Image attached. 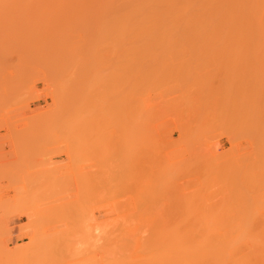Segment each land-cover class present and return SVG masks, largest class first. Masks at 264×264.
<instances>
[{
  "label": "rangeland",
  "instance_id": "obj_1",
  "mask_svg": "<svg viewBox=\"0 0 264 264\" xmlns=\"http://www.w3.org/2000/svg\"><path fill=\"white\" fill-rule=\"evenodd\" d=\"M61 1L60 0H56V1L55 0L54 1L53 0L52 1L51 0L50 1L49 0H10V1L0 0V264H105V263L111 264L110 262L113 261H115L113 262V264H115L116 261L118 262V264H124L128 262L129 259L131 262L129 261L128 264L129 263L141 264L139 262L134 261V259H132L131 257H127L128 256L127 254L118 253L117 256L114 246L115 243L112 244V241L114 242V240L116 239V238L113 239L112 237L118 236L119 238H122L123 236L125 237L127 235L125 233L127 232L126 229H124L125 230L124 232L122 229L126 225L125 223H127L128 221V220L125 221L127 219L126 215L127 217L128 215L129 216L131 215L132 218V221H130L131 219L129 217L130 222L128 221L127 224H130L131 222L135 224H141V223L144 224V222L145 224H148V222L149 224L150 223L156 224L157 222L155 221L159 219L158 216L163 218L167 212H168L166 214L167 216L170 215V213L172 212L171 214L173 217H171L170 215L169 220L175 218L176 213L178 216L187 213L184 215L187 216L190 215L188 218H190L193 214L191 218L194 217L196 220V213L197 214L200 213V210L198 211V209L196 208H201L200 214L210 212L211 211L210 209H212L211 212H213L217 209L233 208V212L236 211L235 217L237 215V210L238 211H240V209L246 210L248 208L254 209L255 207L259 208L260 206L259 204L263 203L264 201V194H263L264 175L262 174L264 169L257 170L258 172L250 171L251 168L252 170L256 169L255 168L256 166L252 164L255 155L253 156V158H250L248 155H251L252 153L254 154V152H259L261 150L260 146L261 148L262 146L264 147V141L262 140V137L264 139V135H262L264 134V129H259L257 126V124L260 121H262V119L264 121V116L262 115L261 117L260 115L261 114L260 109H262V111L264 112V57L263 56L257 57V55L255 54L256 52H262V51L257 49L255 50L244 49L245 50L244 51L239 48H236L237 50L235 48H221V49L191 48V50H189L190 48H177V47L174 49L164 48V47H153L151 49L142 48L144 51H142V49L140 48L138 49L135 48V51L132 50L133 48H131L130 50L129 48H123V49L117 48L118 50H116V48L114 49L115 45L112 44L114 40H111L113 38L112 29L108 27L111 26V18L108 17L105 19V17H103L101 21L105 20L106 22L105 21L103 22L106 23L107 25L99 24L101 22L99 21L100 19L98 20V22H96L97 18L93 16L94 14L92 13V10L93 9L95 10L94 7L96 5L91 10L92 5H90L89 3L88 6L90 5V7H88L85 6L87 2L84 3L85 7L84 6L81 7L85 12L82 13L81 10L82 14H80L79 11L76 10L77 11L76 12L74 8H76L78 4L79 5L83 4L82 3L83 0L81 2L80 0L79 1L61 0ZM94 3L97 4L98 7V2L96 3L95 1ZM74 4L76 6H74ZM103 6L104 5H102V7ZM86 7L90 11V13H92V16L87 17L89 14L86 15V10H85L87 9ZM100 9L101 6L99 4V10ZM89 11H87V13H89ZM102 11L103 9H101V12ZM98 12H96V14ZM101 12H99V15ZM80 15L83 16L81 17ZM99 17L100 16H98V18ZM101 18H102V14H101ZM11 21L15 23L16 26L13 23L11 24L10 23ZM8 22L12 27L8 24ZM95 22L96 24L98 23V25L102 27L101 28V30L103 29L102 32L106 29L107 30L109 29L110 32L106 31V33L109 32L108 33L109 35L108 34L106 35L112 38L110 39L104 33L102 35L100 27L97 28L98 25H96ZM109 23L110 25H108ZM7 24L8 26H10L9 28H7ZM104 25H106L108 28L106 27H105L106 29L103 28ZM102 37H104L105 39H103ZM109 39L111 41H109ZM108 42H110V44H108ZM105 46L108 49L105 48ZM110 49L111 51H108ZM113 50L117 52H114ZM123 50L125 53L123 52ZM140 50L142 53L139 52ZM146 50H148L149 53ZM103 51L105 52V55ZM127 51H128V55H127ZM110 52H114V54L112 55ZM171 52L173 53L176 52V53H174L173 55ZM224 52L226 55L223 54ZM107 53L109 54L106 55ZM129 53L131 54L129 55ZM148 54H150L151 56ZM193 54H195V56ZM254 54L256 55V57ZM81 55H83V57L85 58V59L83 58L84 61H86L85 64L84 61L82 62V64H80V61H82V59L80 60ZM116 55H117V59L114 58L116 57ZM157 56H159L160 58ZM127 58L130 59L128 60ZM114 60H117V64L114 63L116 62ZM122 61L124 63H122ZM128 61H130L131 64H128L130 63ZM132 61H134L135 64ZM111 63L112 64L114 63L116 66L119 65L117 67V70H116V66L114 64L112 66ZM120 64L121 65L124 64L123 65L125 66L124 69ZM78 66L85 67L86 69L84 68L85 70H81L83 68L81 67L78 68ZM74 69H75L74 73L77 74L79 73V75H81L80 73L81 71L82 73L84 71L85 74L81 75L84 79V82L83 81L81 82V80H83L82 77L78 79L79 75H76L77 76L76 79H78L76 80V82L77 81L79 82L74 83L75 81L74 80L72 81V79H74V77L76 76H73V78H71L70 80V77H72ZM77 69H79V71ZM119 69L120 70L122 69L125 72H123L122 70L119 71ZM115 70L117 72H115ZM113 71L115 72V74ZM139 71L140 72L143 71V72L140 74ZM194 71H196L195 75L193 73ZM199 72L201 73L200 76L198 75L200 74ZM121 73L124 75H120ZM130 73H133L136 79V80L134 79V84H133L134 86L132 87L133 97L131 96L132 92L130 85L126 87L130 79L129 80L127 79V83L124 82L126 85L121 82L123 79L121 81L119 80L121 76H122L121 78H125L126 80V78H129L128 75L130 76ZM108 76H113V77L109 79ZM187 77L189 80L188 79L185 80ZM119 81L122 84H120ZM138 81L139 82L142 81V82L139 84ZM72 83L74 84L73 88L74 87L77 88L78 85L80 86V83H83V85H81L80 88L78 86V89H76L77 92H74L75 88L74 91H72L73 88H71ZM182 84L183 85L185 84L184 88ZM122 85H124L126 88ZM116 86L119 88H117ZM110 87L112 89H110ZM124 88L126 90H124ZM179 88L181 91L179 90ZM129 89L131 92V93L129 92L130 96L128 95L127 92V90L129 91ZM137 89L140 90L138 91ZM110 91L113 92L112 93L113 95L115 94L114 97L113 95H111ZM115 91L116 92L119 91V92L115 93ZM124 91H126L127 93H124ZM68 92H70L69 93L70 95L68 94ZM84 92L85 94L87 93L88 94L84 95ZM75 93L76 95L78 94V96L74 95ZM179 93L181 97L179 96ZM120 94L122 96L127 94L128 98L127 96H125V98H122V96L120 97ZM73 95L75 98L78 99L72 100V98L71 99L69 98L70 96L73 97ZM184 95L186 96L185 98ZM80 96H81V101H80ZM84 97L86 98L85 101H84L85 99ZM118 97L120 98L117 99L119 102L116 101V99H113ZM135 97L136 98L139 97L140 101L138 98L136 99ZM74 100L75 101L78 100L77 103L79 105L75 104ZM104 100H106L107 103L106 101L104 102ZM113 100L117 102L116 105H114L115 102H113ZM132 100L135 102L133 103ZM124 101L126 102L125 106L122 105L124 104ZM183 101L186 103H184ZM194 101L195 102L199 101V103L198 102L195 103ZM140 102L143 106L141 104L139 105ZM191 102L192 104H189ZM131 103L133 104L134 108ZM225 103H227L228 105ZM196 104L198 106H195ZM199 104H201L202 106ZM108 105L111 107H109ZM118 105L120 106L119 107L120 109H118ZM191 106H193L192 107L193 109L201 107L200 110L199 109L197 110V112H199L201 115L196 112V114L199 116V120L197 115H194V113H192L191 110L193 109L191 108ZM213 106L216 107L214 108L216 111L211 110L213 109L212 108ZM122 107L123 110H121ZM105 108L106 109L111 108V109H108L109 110L108 112V110H105ZM222 108L223 109L227 108V109L223 110ZM83 109L84 110L86 109L85 113H88L87 112L88 109L89 112H91L90 111L91 109H96L93 110L95 113L94 118H93V114L91 115V113H88L87 115L83 114L85 115L84 117H88L82 119L83 123L85 121L87 122L84 123L85 125L83 123L81 125L80 122L82 118L81 115L82 113H84ZM136 109L138 110V112ZM201 109L203 110V112L201 111ZM217 109L218 110L221 109L220 112ZM210 110L214 112L215 119L212 115L213 112H211ZM249 110L250 113L248 112ZM139 112H141L140 118L142 117V119L140 118L137 119V116H139ZM216 112L218 114H215ZM245 112L246 114L244 115L243 113ZM112 114L113 115L116 114L114 115L115 117ZM206 114L210 115V117H206ZM111 115L113 116V119L111 118L112 117ZM127 115L129 116L127 117ZM218 115L219 117H217ZM237 115H239L240 118ZM243 115L245 120L249 118V116L250 118L252 116V119L250 118L248 119L250 122L244 121ZM246 115H248L247 118ZM90 116L93 119H91ZM222 116L224 117V119ZM134 117L136 119H134ZM228 117L231 122L229 121ZM194 118L195 120L193 121ZM206 118L208 119L211 118L212 120L210 119L211 121H208L207 119L206 121ZM128 119L131 121V123ZM236 119H237V123H236ZM213 120L216 121L214 122ZM136 121L138 122L135 123ZM195 121H197V123ZM112 122L116 123V125ZM246 122L247 123L249 122L248 123L249 125H247ZM105 124L108 125L110 128ZM131 124L133 126H131ZM89 126L91 127L89 128ZM134 126H136L135 129L133 128ZM108 128L112 130L109 131ZM139 128H142V130ZM258 129L261 130L262 132L259 131L260 132L259 133ZM113 130H114V134L119 131V133L116 134L117 135L120 134L121 140L119 136H117L116 134L115 135L117 138L119 137V139H117V142L123 148H121L118 145V143L115 141L116 137L114 138L115 135L113 136L112 134ZM132 130H135L133 131V134H135V136L137 137L133 138L132 133H128L129 135H126L127 132L129 131L131 132ZM183 131L184 132L186 131V133H184ZM96 133H98L97 134L98 138L96 136ZM110 134H112V136ZM137 134H139L140 136L142 134V136L139 137ZM254 134L256 135L255 138H254ZM260 134L262 135V137L260 136ZM83 137L89 139L90 142V143L87 142L88 143L87 150H86V146H84V144H86L85 141H87V139L84 141L85 138ZM101 137H103V140L101 139ZM111 137L113 139H111ZM129 137L130 139L133 138V140H135V141L132 140L133 141L132 145L133 148H135V151L131 149L132 148L131 140L129 139ZM93 138L94 141L92 140ZM110 141L111 143H114L113 147ZM125 141H130L128 142L130 144L129 153L133 151L132 152L133 155L132 154L129 155L128 153L129 149L127 147H124V146H129V144L126 143ZM252 141L254 143H252ZM83 142L84 144L82 145ZM104 142L107 143V146L106 143L104 145ZM108 142L110 145H108ZM138 144L141 146V148L142 147L144 148V149L142 148V150H144L143 157L139 153L138 149L141 148ZM115 145H118L117 149ZM137 146H139V148ZM118 148H120L119 152H121V154H119ZM112 149L113 150L116 149V151H113ZM103 150L104 151L106 150L105 151L106 154L103 152ZM125 150H127V152H125ZM232 150H235V153ZM126 153L128 154L126 155ZM218 153H221V156H223V158L225 157L224 163L221 162L222 159L220 154L218 155ZM224 153L225 154L227 153L228 156L227 155L224 156L225 155ZM243 153H245V157L247 159L249 158L253 159L252 163H250L251 161L250 162L248 161L250 163L248 164L249 167L248 165H246V167L248 168L251 167L249 169V173L252 174L250 175L247 172L248 171L247 168L245 172L246 174L249 175L246 177L245 174V179L243 176L244 180L242 178H238L239 177L238 176L234 181V178H232L233 176L231 177L230 175V171L234 170L233 168H235L238 162L237 159L241 156L240 154ZM110 154L118 155V157L117 156L113 157ZM123 154L125 156H123ZM119 156H121V158ZM122 156L124 158H122ZM136 156L138 158L139 156H141L142 159L146 156L143 159L144 161L140 157V161L142 160V162L143 163L145 162V164L143 165V163L138 162V160L134 158ZM105 157L108 158V160L105 159L107 161L104 160ZM217 157H219V159ZM232 157L234 158L238 157V158L234 160ZM227 159L232 161L229 162ZM244 160L246 161V159ZM112 161H114L115 163ZM136 161L140 164L136 165L137 164ZM147 161L149 162L151 161L152 163H154V165L156 164L154 166V169L159 168L158 171L156 170L157 173H155V174L160 173V176L157 175L159 176L158 179L157 177L156 179H154L155 178L154 176L156 175H154L153 173L149 174L150 173L149 170L152 169L151 170L152 172L153 167L149 168V166H151L152 163H146ZM99 162L102 163L106 162L107 164L109 163L108 165L109 167H107V164L104 163L101 164L104 167H101ZM111 162L114 167L111 166ZM119 162L121 163V165ZM226 162L227 164H225ZM134 163L136 164L134 165ZM222 163L224 165H222ZM245 163H242V165ZM146 164L147 165L149 164V166H147ZM160 164L161 166L162 165L163 166L161 167ZM205 164H207V167L206 166L204 167ZM215 164L218 165L216 166ZM118 165L120 166V168ZM141 165H143L142 167L145 168L143 169ZM238 165L236 166V169ZM99 166L101 170L105 169V173L107 170V173L105 174L104 171H101ZM208 166L211 167L210 171L207 170L209 169ZM124 168H127L128 170L126 171V169ZM202 169H203V175L201 174ZM226 169L227 171H225ZM111 171H113V173ZM118 171L121 172L119 173L120 175H118L117 173ZM131 171L133 172L136 171V173H139V177L137 176L138 174L135 175L136 173L133 174ZM205 171L206 172L208 171V173H206ZM237 171L238 174H240L241 170L239 171L238 169ZM237 171L234 170V173L235 172L237 173ZM128 173L133 174V176L129 175ZM211 173L215 175H212ZM112 174L114 176L116 175L115 179L118 177L117 180L114 179ZM125 174L128 175L125 176ZM255 174L258 176L257 177L258 179L255 178L256 177ZM144 175H146L147 177L150 176L148 177L149 180L150 178L154 177L153 180L151 179V186L149 185L150 181ZM199 176L201 178L203 177V180L206 183L207 182L212 183L210 184V186L211 185L214 186L212 188L208 187L207 185L209 184H206ZM85 177L86 180L89 181L90 186L89 185L88 186L90 188L87 186L88 183L85 180ZM98 177L99 179L104 177L103 180L106 178V181L108 177V179L110 178L111 181L112 180L114 181L111 182L110 180H108L111 182V185H109L107 182L108 184L107 187L105 180L102 183V179L99 180ZM111 177H113V179H111ZM131 177L133 181L135 179V182H131L132 181ZM144 177H146V179ZM210 177L213 179H211ZM126 178L130 179V184L132 183V185H129V180H127ZM119 179L121 181H118ZM141 179L148 180L149 182L148 181L146 182L144 180V182L146 183L143 184L147 185V183H149L148 185L151 189L152 187L153 188L156 187L155 191L154 189L151 191V189L149 188L146 189V187H143L144 185L142 186L143 181ZM205 179H207V181ZM139 180L140 183L138 182ZM212 180L215 183H213ZM220 180L221 181L225 180V184L224 182H222L223 184H221ZM124 181L127 183H125ZM155 181L158 183H155ZM245 181L246 183H248V185L245 183ZM97 182L98 185L100 182L101 184L100 187L97 185ZM114 182L117 184H115ZM152 182L154 186H152ZM217 182L218 185L220 182L221 188L219 189ZM84 183L86 184V187ZM138 183L140 184V188H137L139 186ZM243 183L248 187L245 188V185ZM258 183L259 186L257 185ZM103 184L106 186H104ZM127 184L129 186H132V188L128 187ZM134 184L136 185V187L134 186ZM201 184L202 186L205 185L211 189V190L208 189L211 194V195L209 194V199L208 196H205L208 195L207 194L208 192H205L206 187H203L204 188L203 190L199 188L204 193L201 191L198 192L199 189L195 188L197 187V185L201 187ZM96 185L99 188H97ZM102 185L104 186V189ZM254 185L256 186V188H254L255 187ZM121 186H123V188L125 189L126 187L131 189V192L130 189L129 191L127 190L128 188L126 189L125 195L122 196L123 199L126 196L127 191L129 193L127 194L126 197L128 198V195L129 197L130 195L132 197L131 199L132 201L129 200L130 198L127 199L125 197L124 200L122 199L123 200L122 202L125 203L127 199V201L129 200L133 202V204L131 202L129 203L134 205V208H131L133 206L130 205L128 202H126L129 206L127 205L126 208H122L121 210V208L119 209L120 206L119 200H121L122 197L120 198L118 197L117 200L115 198L114 200L112 199V197L117 196L119 191H122ZM187 186H189V188ZM94 187L97 188V190ZM215 187H217V189L220 192ZM242 187H244L245 189ZM249 187H251L252 190L249 189ZM257 187H258V191H257ZM259 187L263 189L261 190ZM119 188L121 190H119ZM135 188L140 189V190L136 189V192L142 191L140 193H143L144 191V193H146V197L144 193L142 194L145 197V200L147 196L148 197L150 196L151 199L149 198V200H147L148 202L144 203L143 202L144 197L138 193L137 195L138 196L140 195V197L136 198L137 195L135 194L136 193ZM213 188H215V190ZM253 188L256 189V192ZM125 189H123V191ZM239 189H241V191ZM89 190L91 191L93 190V191L91 192ZM102 190L106 194L103 193ZM115 190H117L116 192L117 194L115 193ZM132 190H134V192H132ZM147 190L150 191L148 192ZM221 190H223V192ZM183 191L184 194L186 195L182 199ZM242 191L245 193V195H248V197L243 195L244 193ZM107 192H109L111 195L110 194L108 195ZM187 192L189 193V195ZM246 192H248V194ZM252 192L255 193L253 194ZM258 192L260 193L258 194ZM113 193H115L116 196ZM97 194L100 195L98 196ZM122 194L123 193L119 194V196H121ZM178 194L179 195L182 194V196L180 195V199H177ZM213 194L219 196V198H222V200L218 199V197L214 198V196H213L214 199L213 200L211 198ZM227 194H229V196H227ZM106 195H108V197L105 198V200L110 198L108 199V201L104 200V197ZM157 195L158 197L156 198ZM223 195L224 196L226 195L225 198H223L224 197ZM188 197L191 198L189 199ZM254 197L256 198V201L258 200L257 201L258 204L257 203L255 204L256 201H254L255 200ZM153 198L155 200L157 199L156 202L154 201ZM199 198L201 199L199 200ZM241 198L243 203L245 201V205H246L245 207L244 205H241L242 203H239ZM243 198L246 200L248 199L247 202L246 200H243ZM100 199L101 200L103 199V201H100ZM111 199L114 201V203L112 202ZM136 199L139 201L137 202ZM152 199L153 201H151ZM196 199L198 200V203H200L203 200L199 206L196 205L198 203L194 204L197 201ZM164 200L167 202L165 203L166 205L164 204L165 202ZM180 200L182 202H179ZM183 200L184 203H186V205L183 203ZM157 201L158 202L164 201V202L163 203L159 202L158 205ZM187 201L191 204H189ZM260 201L262 202L260 203ZM142 202L144 204H141ZM225 202L228 204V206ZM107 203L108 205L110 203V206L107 207ZM116 203L119 204L115 206ZM135 203H139L140 206H142V208H144V206L153 208L152 210L150 209L151 210L150 215L149 213L148 214L146 213V209H148L147 207H145V210H142V208H140V206ZM169 203H171V205L176 208L173 209L174 207L170 206ZM167 204L170 207H168ZM214 204L215 205L220 204V205H216L215 207ZM263 204L260 207L264 208ZM121 205L123 204L121 203ZM161 205L162 207L163 205H165L168 208L163 207L164 209H162ZM182 205L184 207H180ZM117 206L118 209H115L117 208ZM177 206L180 208H178ZM192 206L193 207L195 206L196 208L195 207L193 208ZM240 206H243V209ZM123 207L125 206L123 205ZM138 207L141 210H139ZM112 208L115 211L113 212L112 210V213H110ZM154 208L156 209V211H154L155 210ZM166 208H167V212H166ZM234 208L236 209L234 210ZM258 208L254 209L255 211L257 209L258 211V213L256 211L257 215L256 214L254 215L256 216L254 220L262 221V219L264 218L263 216L264 212H262L261 210H263V208H260L261 210ZM137 209L139 212L140 211L142 212L138 214L139 218H136L137 216L135 217V214H137L135 213ZM188 209L191 210L188 211ZM116 210H119V212ZM181 210H183L184 212H181ZM144 211L146 214L143 213ZM157 211L159 212L157 213ZM161 211H164L162 212L164 215L161 213ZM191 211H193V213ZM118 214L125 215V217L124 215L123 217L121 215V218L119 216V218L123 221L119 220V218L117 217ZM112 216L116 221L114 220H113L114 222L111 221V219H113L111 218ZM144 216L148 217L146 218V221L144 220L145 219ZM149 216H151V218ZM178 216L176 217L177 219L175 218L176 221H174V219L171 221L163 219V221L165 220L167 221V223L177 222V220L181 218V217L178 218ZM141 217H143V219ZM109 218L111 219L109 220ZM149 218L153 219L154 222L153 221L147 222ZM162 218H160L161 221ZM139 220L140 221L144 220V222L137 223V221ZM112 222L113 224H111ZM159 222L160 220L158 221L157 224H159ZM104 224H105L104 227L105 229L102 231L101 228H103ZM109 224L113 228L116 227V230L113 229L111 226L109 227ZM106 225L107 227H109V229L106 227ZM128 226L125 227L128 229ZM105 230L107 233L105 232ZM121 233H125V234L123 235ZM105 240L106 241L108 240L107 243L110 241V243H108L109 245L106 243ZM103 245L105 246V249H103L104 248ZM106 248L109 249V251L107 250L108 253L105 252ZM105 254L108 255L104 257ZM109 254H113V255L109 256ZM125 259H127V261Z\"/></svg>",
  "mask_w": 264,
  "mask_h": 264
},
{
  "label": "bare ground",
  "instance_id": "obj_2",
  "mask_svg": "<svg viewBox=\"0 0 264 264\" xmlns=\"http://www.w3.org/2000/svg\"><path fill=\"white\" fill-rule=\"evenodd\" d=\"M10 1V0H9ZM50 1V0H49ZM52 1V0H51ZM54 1V0H53ZM56 1V0H55ZM61 1V0H60ZM76 1V0H75ZM79 1V0H78ZM82 0H80V2H81ZM96 1V3L98 2V7H97V4H95L94 2ZM102 2V3H100V2ZM37 2V1H36ZM48 2V1H47ZM62 2V1H61ZM67 2H69V1H67ZM87 2V3H86ZM91 2H92V4H91ZM63 3V2H62ZM70 3H72V2H70ZM76 3V2H75ZM82 3L83 4H81V5H79L78 4V2H77V4H78V6L76 7V8H74L75 9V11L77 10V11H79V13L80 14H82V13H84L85 11H83V6H84V3H86V5L85 6H88V4L90 3V5H92L91 6V10L93 9V7L95 8V10L93 11L92 10V13L94 14L93 16H95L97 19V21L96 22H98V20L99 21H101V19H103V17H105V19L106 18H111V26H108V27H110L111 29H112V35H113V38L112 37H109V36H107L106 34H108L110 31H109V29L107 30L106 28H108L106 25V23H104L103 21H105V20H103V21H101V22H103V23H99V24H106V25H104V27L103 28H105L106 30H104L103 32H102V30H101V26H99L98 25V23L96 24V22H95V24L96 25H98L97 26V28L98 27H100V30H101V32H102V35H103V33L107 36V37H109L111 40H114L113 41V45H115V47H114V49L116 48V50H118L117 48H129V50L131 49V48H133L132 50L133 51H135V48H140V49H142V48H153V47H164V48H190L189 50H191V48H193V49H196V48H239V49H242V50H244V49H257V50H260V51H262V52H256L255 54L257 55V57H260V56H263L264 57V0H83L82 1ZM103 3H105V4H103ZM49 4V3H48ZM52 4V3H51ZM68 4V3H67ZM94 4V5H93ZM99 4H100V6H101V9H103V11L101 12V9L99 10ZM5 5V4H4ZM9 5V4H8ZM32 5V4H31ZM38 5H40V4H38ZM58 5V4H57ZM90 5L88 6V7H90ZM102 5H104L103 7H102ZM36 6H37V4H36ZM35 6V7H36ZM48 6V5H47ZM62 6V5H61ZM72 6V5H71ZM70 6V7H71ZM74 6H76L75 4H74ZM82 6V7H81ZM84 6V7H85ZM4 7V6H3ZM2 7V8H3ZM44 7H45V5H44ZM63 7V6H62ZM81 7V8H80ZM96 7H97V9H96ZM54 8V7H53ZM77 8H79V9H77ZM87 8V7H86ZM21 9V8H20ZM38 9V8H37ZM49 9V8H48ZM50 9H51V6H50ZM64 9H65V7H64ZM71 9V8H70ZM90 9V8H89ZM8 10H10V9H8ZM44 10V9H43ZM62 10V9H61ZM81 10H82V13H81ZM86 10V15H88L87 17H90V16H92V13H90V11L88 10V8L87 9H85ZM98 10H99V12H101L100 13V15H99V12H98ZM32 11V10H31ZM65 11V10H64ZM76 11V12H77ZM87 11H89V13H87ZM96 12H98L97 14H96ZM67 13V12H66ZM70 13H71V11H70ZM75 13V12H74ZM9 14V13H8ZM34 14V13H33ZM49 14V13H48ZM76 14V13H75ZM74 14V15H75ZM101 14H102V18H101ZM10 15V14H9ZM62 15V14H61ZM72 15V14H71ZM85 15V16H86ZM104 15V16H103ZM107 17H106V16ZM11 16V15H10ZM81 16V15H80ZM83 16V15H82ZM81 16V17H82ZM98 16H100L99 18H98ZM10 20V19H9ZM107 20H109V19H107ZM16 21V20H15ZM106 22V21H105ZM11 24L13 23L12 21L10 22ZM8 24H9V22H8ZM8 24H7V28H9L10 26H8ZM13 24H15V23H13ZM108 25H110V23L108 24ZM15 26H16V24H15ZM18 26V25H17ZM12 27V26H11ZM19 27V26H18ZM106 31H109L108 33H106ZM109 35V34H108ZM110 36H111V33H110ZM105 37V36H104ZM104 37H102L103 39H105ZM102 39V40H103ZM109 39V41H111ZM101 40V41H102ZM104 41V40H103ZM105 41H107V40H105ZM108 44H110V42H108ZM107 47H108V45H107ZM106 46H105V48H107ZM111 47V46H110ZM112 48H113V46H112ZM108 49V48H107ZM172 49V50H173ZM126 50V49H125ZM163 50H165V49H163ZM166 50H168V49H166ZM179 50V49H178ZM182 50H184V49H182ZM204 50V49H203ZM237 50V49H236ZM108 51H111V49L110 50H108ZM114 52H117V51H115V50H113ZM120 51V50H119ZM142 51H144L143 49H142ZM147 52H148V50H146ZM245 51V50H244ZM104 52V51H103ZM114 52H110L112 55L114 54ZM121 52V51H120ZM123 52H124V50H123ZM130 52V51H129ZM132 52V51H131ZM137 52H138V50H137ZM139 52H141V50L139 51ZM191 52V51H190ZM189 52V53H190ZM125 53V52H124ZM142 53V52H141ZM149 53V52H148ZM158 53V52H157ZM161 53V52H160ZM163 53H164V51H163ZM162 53V54H163ZM173 55H174V53H176V52H171ZM180 53V52H179ZM185 53H187V52H185ZM193 53V52H192ZM197 53V52H196ZM195 53V54H196ZM200 53V52H199ZM204 53V52H203ZM232 53V52H231ZM238 53V52H237ZM249 53V52H248ZM248 53H246V54H248ZM109 53H107L106 55H108ZM116 54V53H115ZM131 53H129V55H130ZM195 54H193L194 56H195ZM213 54V53H212ZM223 54H225V52L223 53ZM235 54V53H234ZM234 54H232V55H234ZM254 54V55H255ZM104 55H105V52H104ZM119 55V54H118ZM122 55V54H121ZM127 55H128V51H127ZM140 55H142V54H140ZM148 55H150V54H148ZM157 55V54H156ZM160 55V54H159ZM172 55V56H173ZM183 55H184V52H183ZM187 55V54H186ZM197 55V54H196ZM203 55V54H202ZM226 55V54H225ZM229 55H230V53H229ZM251 55H252V53H251ZM256 55H255V57H256ZM131 56H133V55H131ZM134 56H135V54H134ZM144 56V55H143ZM147 56V55H146ZM151 56V55H150ZM155 56V55H154ZM176 56V55H175ZM178 56V55H177ZM182 56V55H181ZM192 56V55H191ZM241 56H242V53H241ZM244 56V55H243ZM141 57V56H140ZM145 57V56H144ZM157 57H159V56H157ZM163 57H164V55H163ZM174 57V56H173ZM84 57H83V55H81L80 56V60L82 59V61H80V64H82V62L84 61V59H83ZM110 58V57H109ZM108 58V59H109ZM115 59H117V55H116V57H114ZM135 58V57H134ZM160 58V57H159ZM111 59V58H110ZM128 59V58H127ZM130 59V58H129ZM128 59V60H129ZM139 59V58H138ZM142 59V58H141ZM105 60H107V59H105ZM118 60H119V58H118ZM132 60V59H131ZM111 61V60H110ZM114 61H116V62H114ZM113 62L115 63V64H117V60H114ZM136 61H137V59H136ZM143 61V60H142ZM85 62L86 61H84V64H85ZM112 62V61H111ZM128 62H130V61H128ZM133 63H134V61H132ZM78 63V62H77ZM110 63V62H109ZM113 63V64H114ZM118 63H121V62H118ZM122 63H124L123 61H122ZM127 63V62H126ZM139 63H140V61H139ZM112 64V63H111ZM113 64H112V66H113ZM114 64V65H115ZM128 64H131V62L130 63H128ZM135 64V63H134ZM137 64V63H136ZM143 64V63H142ZM108 65V64H107ZM121 65V64H120ZM124 65V64H123ZM123 65H121L122 67H123V69H124V67L125 66H123ZM139 65V64H138ZM84 66V65H83ZM109 66V65H108ZM107 66V67H108ZM111 66V67H112ZM116 66V65H115ZM119 65H117L116 66V70H117V67H118ZM79 67H81V68H83V69H81V70H85L86 68L85 67H82V66H78V68ZM77 68V67H76ZM85 68V69H84ZM138 69H139V67H138ZM78 71H79V69H77ZM115 70V72H117ZM122 70V69H121ZM120 69H119V71H121ZM142 70V69H141ZM111 71V70H110ZM123 72H125L124 70H122ZM127 71V70H126ZM130 71V70H129ZM75 72V69H74V71H73V74H75V75H73L72 74V77H70V80H71V78H73V76H76V75H79V73L77 74V73H74ZM77 72V71H76ZM114 72V71H113ZM115 72H114V74H115ZM143 72V71H142ZM142 72H140L139 71V73L141 74ZM195 72L196 71H194L193 73H194V75H195ZM81 73V75L82 74H85L84 73V71H83V73H82V71L80 72ZM145 73H146V71H145ZM200 73V72H199ZM126 74H127V72H126ZM125 74V75H126ZM197 74V73H196ZM81 75H79L78 76V79H80V77H82ZM111 75H112V73H111ZM120 75H124V74H120ZM147 75V74H146ZM199 76L201 75V73L200 74H198ZM114 76V75H113ZM113 76H108V78L110 79L111 77H113ZM127 76V75H126ZM122 77V76H121ZM119 78V80L121 81L122 79L124 80H122L121 82L122 83H124V82H126L127 83V79L129 80L130 79V81H129V83H128V85L126 86V87H128L129 85H130V88H131V92L133 91L132 90V87L134 86L133 84H134V79H135V75L133 74V73H130V76L128 75V77L129 78H126V80H125V78ZM141 77H142V75H141ZM195 77V76H194ZM77 78V76L76 77H74V79H72V81L74 80L75 82L74 83H77V82H79V81H77L76 82V80H78V79H76ZM115 78H116V75H115ZM114 78V79H115ZM140 78V77H139ZM143 78H144V75H143ZM147 78V77H146ZM182 78V77H181ZM82 79H83V77H82ZM188 79V77L185 79V80H187ZM117 80V79H116ZM136 80V79H135ZM137 80H138V78H137ZM141 80H144V79H141ZM189 80V79H188ZM196 80V79H195ZM84 82V79L83 80H81V82ZM110 81V80H109ZM112 81V80H111ZM114 81V80H113ZM119 81V82H120ZM106 82V81H105ZM115 82V81H114ZM116 82H118V81H116ZM120 82V84H122ZM139 82V81H138ZM142 82V81H141ZM141 82H139V84L141 83ZM186 83V82H185ZM79 84V83H78ZM78 84H75V85H78ZM125 84V83H124ZM138 84V83H137ZM145 84V83H144ZM187 84V83H186ZM81 85H83V83H80V86ZM106 85H108V84H106ZM112 85V84H111ZM126 85V84H125ZM142 85V84H141ZM185 85V84H184ZM183 84H182V86H183V88L185 87ZM73 86H74V84L72 83V86H71V88H73ZM79 86V85H78ZM78 86H77V88H75V91H74V88H73V90L72 91H74V92H77L76 91V89H78ZM80 86H79V88H80ZM118 86V85H117ZM116 86V87H117ZM121 86V85H120ZM122 86H124V85H122ZM139 86V85H138ZM180 86V85H179ZM125 87V86H124ZM125 87V88H126ZM141 87V86H140ZM181 87V86H180ZM70 88V89H71ZM117 88H119V87H117ZM123 88V87H122ZM124 88V90H126ZM136 88H137V86H136ZM70 89H69V91H70ZM83 89V88H82ZM110 89H112L111 87H110ZM116 89V88H115ZM109 90V89H108ZM122 90V89H121ZM138 90V89H137ZM140 90V89H139ZM138 90V91H139ZM179 90H180V88H179ZM82 91V90H81ZM86 91V90H85ZM107 91V90H106ZM114 91V90H113ZM119 91H120V89H119ZM119 91H117V92H119ZM123 91V90H122ZM181 91V90H180ZM111 92V95H113L112 93V91H110ZM116 91H115V93H117ZM127 92H128V95H129V92H130V89H129V91L127 90ZM126 91H124V93H127ZM130 92V93H131ZM189 92V91H188ZM187 92V93H188ZM70 92H68V94H69ZM73 93V92H72ZM71 93V94H72ZM78 93H79V91H78ZM123 93V92H122ZM121 93V94H122ZM88 94V93H87ZM87 94H85V92H84V95H87ZM120 94V97L122 96ZM132 94H133V92L131 93V96H132ZM138 94H139V92H138ZM70 95V94H69ZM74 95H76V93L74 94ZM74 95H73V97H74ZM82 95V94H81ZM90 95V94H89ZM105 95V94H104ZM108 95H110V94H108ZM76 96H78V94L76 95ZM115 96V94L113 95V97ZM125 96H127V94H125L124 96H122V98H125ZM130 96V95H129ZM136 96V95H135ZM179 96H180V93H179ZM69 97V96H68ZM72 96H70L69 98L71 99L72 98V100L73 99H78V98H73ZM108 97V96H107ZM106 97V98H107ZM133 97V96H132ZM140 97V96H139ZM139 97H137L138 99H139V101H140V98ZM181 97V96H180ZM186 96L184 95V98H185ZM187 97H188V95H187ZM85 98V97H84ZM91 98V97H90ZM121 98V99H122ZM127 98H128V96H127ZM136 98V97H135ZM136 98V99H137ZM183 98V99H184ZM263 98V97H262ZM261 98V99H262ZM98 99H101V98H98ZM113 99H116V101H118L117 99H120L119 97L118 98H113ZM131 99H133V98H131ZM131 99H130V101H131ZM135 99V100H136ZM187 99V98H186ZM83 100V99H82ZM86 100V98L84 99V101ZM109 100V99H108ZM123 100V99H122ZM185 100V99H184ZM189 100V99H188ZM75 101V100H74ZM77 101L78 100H76L75 101V104H78L77 103ZM80 101H81V96H80ZM83 101V102H84ZM89 101V100H88ZM103 101V100H102ZM106 100H104V102H105ZM116 101H114L113 100V102H115L114 103V105H116L117 104V102ZM127 101V100H126ZM138 101V100H137ZM181 101H182V98H181ZM186 101V100H185ZM262 101V100H261ZM82 102V103H83ZM95 102H96V100H95ZM119 102V101H118ZM132 102L134 103L135 101H133L132 100ZM142 102H144V101H142ZM184 102V101H183ZM195 102V101H194ZM199 103V101H196L195 103ZM74 103V102H73ZM81 103V102H80ZM85 103V102H84ZM83 103V104H84ZM106 103H107V101H106ZM125 101H124V104H122V105H124L125 106ZM130 103V102H129ZM182 103V102H181ZM184 103H186V102H184ZM183 103V104H184ZM224 103V102H223ZM97 104V103H96ZM101 104V103H100ZM132 104V103H131ZM131 104H129V105H131ZM137 104V103H136ZM141 104V102L139 103V105ZM189 104H192V102L191 103H189ZM221 104V103H220ZM225 104H227V103H225ZM72 105H74V104H72ZM79 105V104H78ZM85 105V104H84ZM94 105V104H93ZM104 105V104H103ZM103 105H102V107H103ZM121 105V104H120ZM121 105V106H122ZM127 105V104H126ZM128 105V106H129ZM138 105V106H139ZM142 105V104H141ZM182 105V104H181ZM199 105H201V104H199ZM228 105V104H227ZM109 106V105H108ZM132 106H133V104H132ZM132 106H130V107H132ZM137 106V105H136ZM143 106V105H142ZM145 106V105H144ZM194 106V105H193ZM193 106H191V108L193 107ZM195 106H198L197 104L195 105ZM194 106V107H195ZM202 106V105H201ZM222 106V105H221ZM224 106V105H223ZM261 106H263V105H261ZM101 107V106H100ZM106 107V106H105ZM109 107H111V106H109ZM116 107V106H115ZM115 107H112V108H115ZM120 106L118 105V109H120L119 108ZM129 107V108H130ZM141 107V106H140ZM82 108H85V107H82ZM133 108H134V106H133ZM143 108V107H142ZM145 108V107H144ZM200 108L201 107H198V108H192L193 110H194V112H193V110H191L192 111V113H194V115H197L196 114V112H197V110L199 109L200 110ZM211 108V107H210ZM213 109H211V110H215L214 108H216L215 106H213L212 107ZM218 108V107H217ZM223 108H225V107H223ZM222 108V109H223ZM251 108V107H250ZM261 108V107H260ZM80 109H81V106H80ZM102 109V108H101ZM103 109H104V107H103ZM108 109H111V108H105V110H108ZM118 109H117V112H118ZM132 109V108H131ZM137 109H139V108H137ZM136 109V110H137ZM141 109V108H140ZM227 109V108H226ZM226 109H223V110H226ZM84 110V109H83ZM86 110V109H85ZM84 110V113H82V118H81V125H82V119H85V118H88V117H84L85 115H83V114H88V113H91V115L93 114V118L95 117L94 115H95V113H94V111L93 110H96V109H91L90 111L91 112H89V109H88V113H85L86 111ZM98 110H100V109H98ZM113 110H115V109H113ZM121 110H123V107H122V109ZM133 110V109H132ZM144 110V109H143ZM208 110V109H207ZM210 110V111H211ZM218 110V109H217ZM221 110V109H220ZM220 110H218L219 112H220ZM92 111H93V113H92ZM120 111V110H119ZM189 111V110H188ZM190 111V112H191ZM201 111L203 112V110L201 109ZM205 111V110H204ZM213 111H211V112H213ZM216 111V110H215ZM260 111H261V117H262V115L264 116V112L262 111V109H260ZM83 112V111H82ZM103 112V111H102ZM108 112H109V110H108ZM108 112H107V114H108ZM125 112V111H124ZM137 112H138V110H137ZM136 112V113H137ZM142 112V111H141ZM141 112H139V116H137V119L138 118H140V113ZM190 112H189V115H190ZM209 112V111H208ZM249 113H250V110L248 111ZM263 112V113H262ZM114 113V112H113ZM121 113V112H120ZM123 113V112H122ZM126 113H127V111H126ZM126 113H124V114H126ZM130 113V112H129ZM143 113V112H142ZM191 113V114H192ZM198 114H200L199 112H197ZM207 113V112H206ZM98 114V113H97ZM104 114V113H103ZM124 114H122V115H124ZM205 114V113H204ZM212 114V113H211ZM215 114H218L217 112L215 113ZM220 114H222V113H220ZM219 114V115H220ZM244 115L246 114V112L245 113H243ZM105 115V114H104ZM103 115V116H104ZM113 115V114H112ZM111 115V116H112ZM114 115H116V114H114ZM113 115V116H114ZM130 115V114H129ZM129 115H127V117L129 116ZM137 115V114H136ZM201 115V114H200ZM213 117H214V112H213ZM219 115L217 116V117H219ZM244 115H243V119H244V121H249L248 119L250 118V116H249V118H247L248 117V115H246V120H245V118H244ZM89 116V115H88ZM110 116V117H111ZM113 116L111 117L112 119H113ZM143 116V115H142ZM228 116V115H227ZM235 116V115H234ZM237 116H239V115H237ZM84 117V118H83ZM108 117V116H107ZM107 117H105V118H107ZM115 117V116H114ZM118 117V116H117ZM120 117V116H119ZM131 117V116H130ZM129 117V118H130ZM197 117H198V120H199V116L197 115ZM206 117H210V115H208V114H206ZM223 117V116H222ZM225 117H226V115H225ZM233 117V116H232ZM90 118H91V116H90ZM93 118H91V119H93ZM212 118V117H211ZM210 118V119H211ZM221 118V117H220ZM236 118V117H235ZM234 118V119H235ZM239 118H240V116H239ZM110 119V118H109ZM134 119H136L135 117H134ZM140 119H142V117L140 118ZM139 119V120H140ZM207 119L208 118H206V121H207ZM210 119H208V121H211ZM214 119H215V117H214ZM218 119V118H217ZM223 119H224V117H223ZM228 119H229V117H228ZM233 119V120H234ZM250 119H252V116H251V118ZM108 120V119H107ZM127 120V119H126ZM125 120V121H126ZM129 120V119H128ZM132 120H133V118H132ZM195 120V118L193 119V121ZM197 120V119H196ZM227 120V119H226ZM89 121H91V120H89ZM94 121V120H93ZM105 121V120H104ZM109 121V120H108ZM112 121V120H111ZM114 121V120H113ZM130 121V120H129ZM145 121V120H144ZM203 121H204V119H203ZM214 121V120H213ZM216 121V120H215ZM214 121V122H215ZM218 121V120H217ZM220 121V120H219ZM229 121H230V119H229ZM86 122V121H85ZM84 122V123H85ZM128 122V121H127ZM138 121H136L135 123H137ZM196 123H197V121H195ZM199 122V121H198ZM201 122H202V119H201ZM223 122V121H222ZM225 122V121H224ZM231 122V121H230ZM250 122V121H249ZM248 122V123H249ZM83 123V124H84ZM87 123V122H86ZM104 123V122H103ZM112 123H114V122H112ZM130 123H131V121H130ZM133 123V122H132ZM236 123H237V119H236ZM247 123V122H246ZM247 123V125H249ZM89 124V123H88ZM115 125H116V123H114ZM120 124V123H119ZM195 124V123H194ZM228 124V123H227ZM85 125V124H84ZM83 125V126H84ZM106 125V124H105ZM111 125V124H110ZM127 125V124H126ZM130 125V124H129ZM137 125V124H136ZM142 125H144V124H142ZM197 125V124H196ZM226 125V124H225ZM254 125V124H253ZM80 126V125H79ZM86 126H87V124H86ZM106 126H108V125H106ZM113 126V125H112ZM121 126V125H120ZM131 126H133L132 124H131ZM234 126H236V125H234ZM239 126V125H238ZM240 126H241V124H240ZM246 126V125H245ZM257 126H258V128L259 129H264V121H263V119H262V121H260L258 124H257ZM91 126H89V128H90ZM109 127V126H108ZM138 127H140V126H138ZM252 127V126H251ZM256 127V126H255ZM88 128V127H87ZM110 128V127H109ZM108 128V129H109ZM123 128V127H122ZM129 128H131V127H129ZM134 129L136 128V126H134L133 127ZM182 128V127H181ZM246 128V127H245ZM249 128H250V126H249ZM254 128V127H253ZM113 129H114V127H113ZM117 129V128H116ZM124 129V128H123ZM139 129H141L142 130V128H139ZM244 129V128H243ZM258 129V132L259 131H261V130H259ZM110 130H112V129H109V131ZM118 130H120V129H118ZM138 130V129H137ZM117 131V130H116ZM127 131V130H126ZM133 131H135V130H132L131 132L129 131V132H127L126 133V135H129L128 133H132L133 134ZM108 132V131H107ZM112 132V131H111ZM124 132V131H123ZM184 132V131H183ZM262 132V131H261ZM89 133V132H88ZM105 133V132H104ZM116 133H119V131L118 132H116ZM115 133V134H116ZM125 133V132H124ZM138 133V132H137ZM184 133H186V131L184 132ZM260 133V132H259ZM97 134L98 133H96V136H97ZM112 134H113V136L115 135L114 134V130H113V132H112ZM112 134H110L111 136H112ZM121 134H122V132H121ZM258 134V133H257ZM89 135V134H88ZM109 135V136H110ZM117 135V134H116ZM116 135L114 136V138L116 137ZM124 135V134H123ZM122 135V136H123ZM139 137H141L142 136V134H141V136L139 135V134H137ZM262 135H264V134H262ZM262 135L260 134V136L262 137ZM91 136H94V135H91ZM90 136V137H91ZM102 136V135H101ZM108 136V137H109ZM117 136H119L120 137V134L119 135H117ZM255 134H254V138H255ZM86 137V136H85ZM85 137H83V138H85ZM107 137V138H108ZM119 137L117 138L116 137V139H115V141L117 142V139H119ZM126 137V136H125ZM124 137V138H125ZM132 137L134 138V137H137V136H135V134H133L132 135ZM131 137V138H132ZM258 137H259V135H258ZM89 138V137H88ZM92 138V137H91ZM90 138V139H91ZM97 138H98V136H97ZM133 138L132 139H130V137H129V139L131 140V149H133V151H135V148H133V145H132V142L133 141H135V140H133ZM82 139V138H81ZM87 138H85L84 139V141L86 140ZM101 139L103 140V137H101ZM111 139H113L112 137H111ZM260 139V138H259ZM259 139H258V142H259ZM93 141H94V138L92 139ZM120 140H121V137H120ZM128 140V139H127ZM133 140V141H132ZM141 140H142V138H141ZM255 140V139H254ZM262 140L264 141V139H263V137H262ZM91 141V140H90ZM106 141H107V139H106ZM119 141V140H118ZM137 141H138V139H137ZM87 142H89V139H87V141H85V143L86 144H84V142L82 143V145L84 144V146H86V150H87V146H88V143ZM101 142V141H100ZM121 142V141H120ZM126 143H128V142H130V141H125ZM260 142H261V140H260ZM90 143V142H89ZM103 143V142H102ZM105 143L106 142H104V145H105ZM110 143H111V141H110ZM118 143V142H117ZM135 143V142H134ZM142 143V142H141ZM252 143H254L253 141H252ZM252 143H251V145H252ZM256 143V142H255ZM95 144V143H94ZM112 144V147H113V144L114 143H111ZM123 144V143H122ZM129 144V143H128ZM136 144V143H135ZM260 144V143H259ZM258 144V145H259ZM263 144V143H262ZM108 145H110L109 144V142H108ZM118 145H119V143H118ZM118 145H115V147H116V149H117V146ZM125 145V144H124ZM127 145V144H126ZM139 145V144H138ZM95 146H97V145H95ZM106 146H107V143H106ZM105 146V147H106ZM120 146V145H119ZM140 146V145H139ZM139 146H137L138 148H139ZM121 147V146H120ZM124 147H127L128 149H129V147H130V144H129V146H124ZM108 148V147H107ZM121 148H123V147H121ZM140 148H141V146H140ZM143 148V147H142ZM142 148L141 149H138L139 150V153H140V155L143 157V154H144V150H142ZM264 147L262 146V148H261V146H260V151L259 152H254V154L252 153H250L251 155H248L250 158H253V156H254V161H253V159H247L246 157H245V153H243V154H240L241 156L239 157L240 158V160H239V158L238 157H236V158H234V157H232L234 160L235 159H237L238 160V162H237V165H238V167H237V169H236V166H235V168H233L235 171H237L238 169H239V171H240V174H238V171H237V173L235 174L234 173V170H232V171H230V175H231V177L232 178H234V181H235V179L238 177V178H242L243 179V176H244V179H245V174H246V170H247V168L249 167V165L248 164H250V163H252V161H253V165L254 166H256L255 168L256 169H253L252 170V168L250 169V168H248V173H249V169H250V171H257V170H260V169H264V149H263ZM96 149V148H95ZM103 149V148H102ZM116 149H112L113 151H116ZM144 149V148H143ZM119 150H120V148H118V152H119ZM123 150V149H122ZM142 151V153H141V151ZM106 151V150H105ZM105 151L103 150V152L105 153ZM110 151V150H109ZM133 151H131V153H129L130 152V149H129V151H128V153H129V155H133ZM232 151H234V153H235V150H232ZM124 152V151H123ZM125 152H127V150H125ZM138 152V151H137ZM221 152V151H220ZM252 152V151H251ZM117 153V152H116ZM128 153H126V155L128 154ZM135 153V152H134ZM89 154V153H88ZM106 154V153H105ZM118 154V153H117ZM119 154H121V152H119ZM136 154H138V153H136ZM220 154V156H221V153H218V155ZM225 154V153H224ZM232 154H233V152H232ZM111 156H117L118 157V155H113V154H110ZM109 155V156H110ZM228 156V154L226 153L224 156ZM242 155H243V157H242ZM104 156V155H103ZM105 156H107V155H105ZM110 156V157H111ZM123 156H125L124 154H123ZM122 156V158H124ZM135 156V155H134ZM141 156H139V158L137 157H134L135 159H137L138 160V162H141V163H143L142 162V160L146 157H144L143 159H142V157ZM217 156V155H216ZM237 156V155H236ZM252 156V157H251ZM109 157V158H110ZM112 157V158H113ZM120 158H121V156H119ZM131 157V156H130ZM140 157H141V161H140ZM242 157V158H241ZM111 158V159H112ZM126 158V157H125ZM133 158V159H134ZM218 159H219V157H217ZM226 158H229V157H226ZM231 158V159H232ZM105 159H107L108 160V158L107 157H105L104 158V160ZM114 159V158H113ZM118 159V158H117ZM132 159V158H131ZM221 162H223L224 163V159H225V157L223 158V156H221ZM243 159V160H242ZM244 159H246V161L244 160ZM107 160H105V161H107ZM110 160V159H109ZM119 160H121V159H119ZM147 160V159H146ZM228 160V159H227ZM102 161H103V159H102ZM133 161V160H132ZM131 161V162H132ZM144 161V160H143ZM212 161V160H211ZM229 162L230 161H232V160H228ZM240 161V162H239ZM241 161H243V162H241ZM250 163H249V162ZM112 162H114V161H112ZM112 162H111V166H113V164H112ZM116 162H118V161H116ZM122 162H124V161H122ZM126 162V161H125ZM135 162V161H134ZM137 161H136V163H134V165L136 164V165H138V164H140V163H138ZM247 164H246V163ZM104 163V162H103ZM102 162H99V164L101 165V164H103ZM115 163V162H114ZM120 163V162H119ZM127 163V162H126ZM126 163H125V166H126ZM130 163V162H129ZM146 163H152L151 161L149 162V161H147ZM212 163V162H211ZM222 163V165H224ZM242 163H245V164H243L242 165ZM255 163V164H254ZM98 164V165H99ZM104 164H107L106 162L104 163ZM145 164V162L143 163V165ZM174 164V163H173ZM214 164V163H213ZM225 164H227V162L225 163ZM109 165V163L107 164V167H109L108 166ZM115 165V164H114ZM120 165H121V163H120ZM124 165V164H123ZM128 165V164H127ZM131 165H132V163H131ZM130 165V166H131ZM133 165V166H134ZM143 165H141V167L143 166ZM147 165V164H146ZM151 165V164H150ZM156 165V164H155ZM154 163H152V165L151 166H149V164L147 165V166H149V168L151 167H153V171L151 172V170L152 169H150L149 171H150V173L149 174H151V173H153L154 175H156V176H154L153 178L154 179H156V177H157V179H158V177L160 176V173H158V174H155V173H157V171H158V169L157 168H155L154 169ZM176 165V164H175ZM211 165V164H210ZM216 165V164H215ZM218 165V164H217ZM216 165V166H217ZM242 165V166H241ZM246 165H248V167H246ZM116 166V165H115ZM119 166V165H118ZM160 166H161V164H160ZM163 166V165H162ZM161 166V167H162ZM207 167V164H205L204 165V167ZM226 166V165H225ZM101 167H104V166H102L101 165ZM114 167V166H113ZM129 167V166H128ZM158 167H159V165H158ZM160 167V168H161ZM224 167V166H223ZM99 168H100V166H99ZM119 168H120V166H119ZM118 168V169H119ZM143 168V167H142ZM142 168H140V169H142ZM145 168V167H144ZM143 168V169H144ZM148 168V167H147ZM146 168V169H147ZM208 168L209 169H207V170H209L210 171V166H208ZM218 168V167H217ZM244 168V169H243ZM122 169V168H121ZM121 169H120V171H121ZM124 169H126V171L128 170L127 168H124ZM131 169H132V167H131ZM134 169V168H133ZM146 169H145V171H146ZM204 169V168H203ZM203 169H202V171H201V174L203 175ZM220 169H222V168H220ZM219 169V170H220ZM231 169V168H230ZM100 170H101V168H100ZM117 170V169H116ZM135 170H136V168H135ZM155 170V171H154ZM157 170V171H156ZM201 170V169H200ZM199 170V171H200ZM101 171H104V173H105V169H103V170H101ZM120 171H118L117 173H118V175H120L119 173H121ZM134 171V170H133ZM133 171H131L133 174H135L136 173V171L135 172H133ZM137 171H139V170H137ZM215 171V170H214ZM225 171H227V169L225 170ZM263 171V170H262ZM108 172H110V171H108ZM112 173H113V171H111ZM130 172V173H131ZM143 172V171H142ZM166 172H168V171H166ZM206 172V171H205ZM205 172H204V174H205ZM213 172V171H212ZM216 172V171H215ZM218 172H220V171H218ZM244 172V173H243ZM258 172V171H257ZM106 173H107V170H106ZM105 173V174H106ZM115 173H116V171H115ZM124 173H127V172H124ZM148 173H146V174H148ZM206 173H208V171L206 172ZM235 175H234V174ZM241 173H242V175H241ZM260 173H261V171H260ZM93 174V173H92ZM100 174H102V173H100ZM129 174V173H128ZM128 174H125V176H127ZM133 174H129V175H132L133 176ZM138 174V175H137ZM145 174V173H144ZM212 175H215V174H213V173H211ZM224 174V173H223ZM238 174V175H237ZM244 174V175H243ZM250 174V173H249ZM249 174H246V177L249 175ZM252 174V173H251ZM250 174V175H251ZM263 175H264V171H263V173H262ZM84 175H85V173H84ZM83 175V176H84ZM109 175H111V174H109ZM117 175V176H118ZM124 175V174H123ZM123 175H122V177H123ZM135 175H137L138 177H139V173H136ZM157 175H159V176H157ZM167 175V174H166ZM201 175V176H202ZM229 175V176H230ZM256 175V174H255ZM82 176V177H83ZM101 176V175H100ZM112 176L114 177V179H115V176L112 174ZM125 176H124V178H125ZM137 176H135V177H137ZM144 176H146V175H144ZM211 176V175H210ZM217 176V175H216ZM241 176V177H240ZM87 177H88V175H87ZM105 177H106V175H105ZM113 177H111V179H113ZM129 177V176H128ZM127 177V178H128ZM147 177V176H146ZM146 177H144L145 179H146ZM148 177H150V176H148ZM147 177V178H148ZM200 177V176H199ZM199 177H197V178H199ZM205 177V176H204ZM219 177H220V175H219ZM222 177H223V175H222ZM226 177H227V175H226ZM258 176L256 175V177L255 178H257ZM104 178V177H103ZM103 178H100L99 179V177H98V179L99 180H101L102 179V183L104 182V180H105V182H106V184H107V182H108V184L109 185H111V182L112 181H114V180H110V178L108 179V177H107V181H106V178L103 180ZM118 178V177H117ZM117 178L115 179V180H117ZM121 178V177H120ZM126 178V179H127ZM134 178V177H133ZM141 178V177H140ZM153 178H150V180H149V178H148V180L150 181V184L149 183H147V185L145 184H143V183H146L148 180H145V179H141L143 182H142V186L143 187H146V189H151L150 187H149V185L151 186V179L153 180ZM201 178V177H200ZM211 178V177H210ZM209 178V179H210ZM214 178H215V176H214ZM88 179H89V177H88ZM96 179V178H95ZM125 179V180H126ZM131 179H132V177H131ZM139 179V178H138ZM202 180H203V177L201 178ZM211 179H213V178H211ZM218 179V178H217ZM227 179V178H226ZM243 179V180H244ZM258 179V178H257ZM256 179V180H257ZM83 180V179H82ZM81 180V181H82ZM85 180H86V177H85ZM108 180H110V181H108ZM122 180H124V179H122ZM127 180H129V185H132V183L130 184V179H127ZM136 180H137V178H136ZM144 180L146 181V182H144ZM166 180V179H165ZM198 180V179H197ZM201 180V181H202ZM206 181H207V179H205ZM219 180V179H218ZM223 180V179H222ZM229 180H230V178H229ZM232 180V179H231ZM240 180V179H239ZM253 180V179H252ZM87 181V180H86ZM118 181H121L120 179L118 180ZM148 181V182H149ZM204 181V180H203ZM213 181V180H212ZM216 181V180H215ZM221 181V180H220ZM255 181V180H254ZM258 181V180H257ZM110 182V183H109ZM125 182V181H124ZM131 182H135V179H134V181H133V179H132V181ZM139 183H140V180L138 181ZM205 182V181H204ZM210 182H211V180H210ZM222 182H224V184H225V180L224 181H221V184H223ZM227 182V181H226ZM244 182V181H243ZM253 182V181H252ZM256 182V181H255ZM87 186L89 185V181H87ZM96 183V182H95ZM115 183V182H114ZM122 183V182H121ZM120 183V184H121ZM125 183H127V182H125ZM138 183V184H139ZM155 183H158V182H156L155 181ZM206 183V182H205ZM213 183H215L214 181H213ZM228 183V182H227ZM231 183V182H230ZM237 183V182H236ZM245 183H246V181H245ZM251 183V182H250ZM260 183V182H259ZM259 183L257 184L258 186H259ZM105 184V183H104ZM103 184V185H104ZM108 184H107V187H108ZM113 184V183H112ZM115 184H117V183H115ZM136 184V183H135ZM134 184V186L136 187V185ZM149 184V185H148ZM206 184H209V185H207L208 187H213L214 185H211L210 186V184H212V183H206ZM235 184V183H234ZM238 184V183H237ZM244 184V183H243ZM247 185H248V183H246ZM84 185H85V187H86V184L84 183ZM97 185H98V182H97ZM97 185H96V187H97ZM100 182H99V187H100ZM102 185V186H103ZM122 185V184H121ZM125 185V184H124ZM128 185V184H127ZM128 185V187H130V188H132V186H129ZM155 185H157V184H155ZM217 185H218V182H217ZM227 185V184H226ZM229 185V184H228ZM232 185V184H231ZM245 185V184H244ZM247 185H245V188H247L248 186ZM252 185H253V183H252ZM83 186V185H82ZM90 186V185H89ZM88 186V187H89ZM104 186H106V185H104ZM104 186H103V189H104ZM114 186V185H113ZM118 186V185H117ZM148 186V187H147ZM152 186H154L153 185V182H152ZM164 186H166V185H164ZM207 186H202V184H201V187H199V185H197V187H195V188H201L202 190L204 189L203 187H206L205 188V192H208L207 194L208 195H205V196H208V199H209V194H210V191L208 190V189H210V188H208ZM216 186V185H215ZM235 186V185H234ZM237 186V185H236ZM240 186V185H239ZM251 186V185H250ZM255 186V185H254ZM264 186V185H263ZM93 187V186H92ZM99 187H97V188H99ZM106 187V188H107ZM111 187V186H110ZM122 187V191H123V189H125V188H123V186H121ZM128 187H126V189L128 188ZM188 188H189V186H187ZM187 187H185V188H187ZM225 187V186H224ZM228 187V186H227ZM230 187V186H229ZM90 188V187H89ZM95 188V187H94ZM93 188V189H94ZM97 188H95L96 190H97ZM102 188V187H101ZM113 188V187H112ZM118 188V187H117ZM117 188H115V189H117ZM130 188H128L127 190L129 191V189ZM137 188H140V184H139V186L137 187ZM137 188H135V192H136V189ZM155 188L156 187H152V189H151V191L154 189V191H155ZM184 188V189H185ZM191 188V187H190ZM216 189H217V187H215ZM215 188H213L214 190H215ZM219 188H221L220 187V182H219V185H218V189ZM223 188V187H222ZM235 188V187H234ZM238 188V187H237ZM242 188H244V187H242ZM244 188V189H245ZM254 188H256V186L254 187ZM253 188V189H254ZM260 189H261V187H259ZM84 189V188H83ZM88 189V188H87ZM114 189V188H113ZM126 189L122 192V191H119V193L117 194L116 192H117V190H115V193L117 194V196H116V194L115 193H113V194H115V196L116 197H112V199L114 200V198L117 200V198L119 197H122V196H124L125 195V191H126ZM145 189V190H146ZM183 189V190H184ZM201 189H199L198 190V192H200L201 191ZM217 189V190H218ZM228 189V188H227ZM229 189H232V188H229ZM249 189H251L252 190V188L251 187H249ZM263 189V188H262ZM261 189V190H262ZM95 190V191H96ZM100 190V189H99ZM98 190V191H99ZM109 190V189H108ZM112 190V189H111ZM110 190V191H111ZM119 190H121L120 188H119ZM137 190H140V189H137ZM186 190V189H185ZM191 190V189H190ZM197 190V189H196ZM195 190V191H196ZM211 190V189H210ZM214 190H212V191H214ZM216 190V191H217ZM225 190V189H224ZM240 191H241V189H239ZM247 190V189H246ZM255 190V192H256V189H254ZM89 191H91V190H89ZM93 191V190H92ZM91 191V192H92ZM126 192V196H127V194L129 193V192ZM148 192L150 191V190H147ZM187 191V190H186ZM185 191V192H186ZM193 191V190H192ZM191 191V192H192ZM211 191V192H212ZM219 191V190H218ZM222 192H223V190H221ZM237 191V190H236ZM235 191V192H236ZM248 191V190H247ZM257 191H258V187H257ZM102 192H103V190H102ZM114 192V191H113ZM130 192H131V189H130ZM132 192H134V190H132ZM140 192H142V191H137L135 194L137 195V193L138 194H141V196H143L142 194L144 193V191H143V193H140ZM157 192V191H156ZM197 192V193H198ZM201 192H203V191H201ZM220 192V191H219ZM218 192V193H219ZM225 192V191H224ZM227 192V191H226ZM231 192V191H230ZM229 192V193H230ZM243 192V191H242ZM249 192V191H248ZM248 192H246L247 194H248ZM254 192V193H255ZM96 193V192H95ZM100 193H101V191H100ZM103 193H105V192H103ZM112 193V192H111ZM121 193H123L121 196H119V194H121ZM151 193V192H150ZM153 193V192H152ZM188 193V192H187ZM196 193V194H197ZM204 193V192H203ZM202 193V194H203ZM234 193V192H233ZM244 193V192H243ZM253 193V192H252ZM253 193V194H254ZM260 192H258V194H259ZM106 194V193H105ZM107 194L109 195L110 193L109 192H107ZM113 194H112V196H113ZM134 194V193H133ZM145 194V197H146V193H144ZM196 194H194V195H196ZM199 194V193H198ZM206 194V193H205ZM215 194V193H214ZM212 195L211 196V198L213 199V196H214V198H217L218 197V199H221L222 200V198H219V196H216V195ZM223 194V193H222ZM225 194V193H224ZM232 194V193H231ZM242 194V193H241ZM263 194H264V192H263ZM98 195V194H97ZM100 195V194H99ZM98 195V196H99ZM108 195H106L105 197H104V200H105V198H107L108 197ZM111 195V194H110ZM135 195V196H136ZM181 196H182V194H180ZM180 195L178 194V197H177V199H180ZM185 195L186 194H184V191H183V196H182V199H183V197H185ZM188 195H189V193H188ZM211 195V194H210ZM233 195V194H232ZM231 195V196H232ZM239 195V194H238ZM237 195V196H238ZM243 195H245V193L243 194ZM261 195V194H260ZM259 195V196H260ZM104 196V195H103ZM125 196V197H126ZM155 196V195H154ZM216 196V197H215ZM224 196V195H223ZM226 196V195H225ZM225 196L223 197V198H225ZM227 196H229V194H227ZM245 196H247L248 197V195H245ZM245 196H244V198H245ZM251 196H252V194H251ZM258 196V195H257ZM102 197V196H101ZM111 197V196H110ZM125 197H124V199H125ZM139 198L140 197V195L138 196H136V198ZM144 197V196H143ZM142 197V198H143ZM145 197L143 198V202L145 203V202H148L147 200H149V198H150V196L148 197L147 196V198H146V200H145ZM158 197V195L156 196V198ZM187 197V196H186ZM200 197V196H199ZM239 197V196H238ZM241 197V196H240ZM246 197V198H247ZM98 198V197H97ZM100 198V197H99ZM127 198V197H126ZM130 198V199H129ZM155 198V197H154ZM153 198V199H154ZM174 198H176V197H174ZM189 198V197H188ZM191 198V197H190ZM189 198V199H190ZM193 198H194V196H193ZM210 198V199H211ZM243 198V200H246V199H244ZM251 198V197H250ZM255 198V197H254ZM108 199H110V198H108ZM108 199H106L105 201H108ZM111 199V200H112ZM123 197L121 198V200H119L120 202V206H119V209L121 208V210H122V208H126V206L128 205L126 202H131L132 200V197H131V195H130V197H129V195H128V198L127 199H129V200H131V201H127V199H126V201H125V203L124 202H122L123 200ZM151 199V198H150ZM153 199L151 200V201H153ZM181 199V200H182ZM198 199V198H197ZM196 199V200H197ZM201 198H199V200H200ZM207 199V198H206ZM207 199V200H208ZM228 199V198H227ZM226 199V200H227ZM238 199V198H237ZM237 199H236V201H237ZM252 199V198H251ZM250 199V200H251ZM260 199V198H259ZM112 200V202L114 203V201ZM137 200V199H136ZM157 200V199H156ZM156 200L154 199V201L156 202ZM179 201V202H182V201ZM195 200V201H196ZM214 200V199H213ZM215 200H217V199H215ZM248 200V199H247ZM247 200H246V202H247ZM263 200V199H262ZM100 201H103V199L101 200L100 199ZM104 201V202H105ZM139 200H137V202H138ZM165 201V200H164ZM163 201V202H164ZM170 201V200H169ZM203 201V200H202ZM201 201V202H202ZM209 201V200H208ZM212 201V200H211ZM210 201V202H211ZM219 201V200H218ZM218 201H216V202H218ZM254 201H256V198H255V200ZM258 201V200H257ZM255 202V204L257 203L258 204V202ZM111 202V201H110ZM116 202H118V201H116ZM141 203V204H144V203ZM158 202V201H157ZM159 202H162V201H159ZM159 202H158V205H159ZM162 202V203H163ZM172 202V201H171ZM188 202V201H187ZM200 202V203H201ZM209 202V203H210ZM221 202H223V201H221ZM220 202V203H221ZM239 202V201H238ZM252 202V201H251ZM262 201H260V203H261ZM119 203H116L115 204V206L117 205V204H119ZM121 203L125 206V207H123V205H121ZM132 204H133V202H131ZM131 203H129L130 205H132ZM165 203H167L166 201L164 202V204ZM183 203H184V200H183ZM189 203V202H188ZM196 203H198V200L194 203V204H196ZM200 203H198V204H196V205H200ZM215 203V202H214ZM226 203V202H225ZM232 203H234V202H232ZM239 203H242L241 205H244V207L246 206L245 205V201H244V203L242 202V198L240 199V202ZM263 203H264V201H263ZM263 203H261V204H259L260 206H262V204ZM135 204H138L139 206H140V204L139 203H135ZM170 204V206H172L171 205V203H169ZM173 204V203H172ZM185 205H186V203H184ZM183 204V205H184ZM189 204H191V203H189ZM222 204V203H221ZM227 204V203H226ZM225 204V205H226ZM247 204V203H246ZM137 205V206H138ZM147 205V204H146ZM166 205V204H165ZM165 205H163V207L165 208V207H167V206H165ZM168 205V204H167ZM180 206V207H184V206ZM195 205V206H196ZM216 205H220V204H216ZM216 205L214 204V206L216 207ZM264 205V204H263ZM105 206V205H104ZM108 206H110V203H109V205H108V203H107V207ZM129 206V205H128ZM133 207H131V208H134V205H132ZM169 205H168V207H170ZM191 206V205H190ZM194 206V207H195ZM202 206V205H201ZM213 206V207H214ZM227 206H228V204H227ZM235 206V205H234ZM250 206V205H249ZM254 206V205H253ZM259 206V208L258 207H255V208H258V209H260V208H263V207H260ZM101 207H103V206H101ZM113 207V206H112ZM145 207H147V206H144V208H142V206H140V208H142V210H145ZM150 207H152V206H150ZM156 207V206H155ZM162 207V205H161V208L162 209H164ZM167 207V208H168ZM172 207H174V206H172ZM172 207H171V209H172ZM178 207V206H177ZM180 207H178V208H180ZM193 207V206H192ZM193 207V208H194ZM224 207V206H223ZM231 207H232V205H231ZM240 207H242V209H243V206H240ZM114 208V207H113ZM111 209V211H110V213H112V210H113V212L115 211L114 209ZM129 208V207H128ZM139 207H138V209L139 210H141ZM148 209H146V213L148 214L149 213V215H150V213H151V210L153 209V208H149V207H147ZM167 208H166V212H167ZM176 207H174L173 209H175ZM186 208H187V206H186ZM186 208H183V209H186ZM189 208V207H188ZM191 208V207H190ZM196 208V207H195ZM208 208V207H207ZM248 208V207H247ZM254 208V209H255ZM115 209H118V206H117V208H115ZM138 209H137V211H138ZM151 209V210H150ZM155 209V208H154ZM170 209V208H169ZM169 209H168V211H169ZM173 209H172V211H173ZM182 209V208H181ZM196 209H198V211L200 210V213H201V208H196ZM203 209V208H202ZM205 209V208H204ZM215 209H217V208H215ZM236 208H234V210H235ZM239 209V208H238ZM254 209H252V208H248V209H246V210H241L240 209V211H238L237 210V215H236V217H235V214H236V211L235 212H233V208L232 209H217V210H215V211H213V212H211L212 211V209H210L211 211V213L210 212H207V213H203V211H202V213L203 214H200V213H196V220H195V218L193 219V218H191L192 216H193V214H192V216L190 217V218H188L190 215H184V214H187V213H184L183 215H177V213L175 214L176 215V217L178 216V218L179 217H181L179 220H177V222H173V223H167V221H165V220H169V218H170V215H171V217H173L172 216V212L170 213V215H164L162 212H164V211H161V213L164 215V217L162 218V217H159L158 216V220H156L155 222H157L158 223V221L160 220V222H159V224H154L153 222V219H150L151 218V216H149L150 218H149V220H147V222L148 221H153L152 223L153 224H149V222H148V224H145V222H144V220L146 221V218H148V217H145L144 216V220L143 221H137V223H139V222H144V224H135V223H133V222H131L130 224H127L128 223V221L130 220V221H132V218H131V215L129 216L128 215V217H127V215H126V220L125 221H127V223H123L125 226H128V229L124 226L122 229H123V232L125 231L124 229H126V231L127 232H125L127 235L124 237H122V238H119L118 236H116V237H112L113 239H115L114 240V242L112 241V244H114L115 243V250H116V253H117V256H118V253H124V254H127L128 256L127 257H131L132 259H134V261H136V262H139V263H141V264H264V218L262 219V221H257V220H254L255 218H256V216H254L255 214H256V211H257V209H256V211L254 210ZM135 210V209H134ZM149 210H150V212H149ZM191 210V209H190ZM189 209H188V211H190ZM206 210V209H205ZM261 210V209H260ZM116 211H118L119 212V210H116ZM135 212V213H137V214H135V217L136 218H139L138 216V214H140V212L138 213V212ZM154 211H156V209L154 210ZM159 211H160V209H159ZM159 211H157V213L159 212ZM176 211V210H175ZM186 211V210H185ZM262 212H264V208H263V210H261ZM177 212H178V210H177ZM181 212H184L183 210H181ZM192 213H193V211H191ZM261 212V213H262ZM132 213V212H131ZM131 213H129V214H131ZM142 213V212H141ZM143 213H145V211L143 212ZM145 213V214H146ZM195 213V212H194ZM257 213H258V211H257ZM124 214H126V213H124ZM124 214H121L122 215V217H123V215ZM128 214V213H127ZM133 214V213H132ZM144 214V215H145ZM153 214H154V212H153ZM181 214V213H180ZM190 214V213H189ZM121 215H119L118 214V218H119V216H120V218H121ZM257 215V214H256ZM153 216V215H152ZM161 216V215H160ZM262 216V215H261ZM263 216H264V214H263ZM117 217H116V219H117ZM124 217H125V215H124ZM129 217H130V219H129ZM133 217V216H132ZM134 217V218H135ZM167 217H168V219H167ZM175 217V218H176ZM111 218H113V216L111 217ZM111 218H109V220L111 219ZM119 218V220L120 221H123V220H121ZM142 219H143V217H141ZM154 218V217H153ZM160 218H162V221H161V219ZM175 218H173L174 219V221H176L175 220ZM253 218V219H252ZM262 218V217H261ZM124 219V218H123ZM163 219H165L164 221H163ZM173 219H171V220H173ZM177 219V218H176ZM114 220V218L113 219H111V221H113ZM136 220H138V219H136ZM171 220H169V221H171ZM114 221H116V220H114ZM113 221V222H114ZM129 221V222H130ZM113 222L111 223V224H113ZM134 222H136V221H134ZM166 222V223H165ZM110 223V222H109ZM118 223V222H117ZM108 225V224H107ZM107 225H106V227H107ZM111 225L109 224V227H110ZM105 227V224H104V226H103V228H101L102 229V231L105 229L104 228ZM109 227H107L108 229H109ZM112 227V226H111ZM113 228V227H112ZM112 228H110V229H112ZM113 229H115L116 230V227H114ZM107 230V229H106ZM106 230H105V232H106ZM108 231V230H107ZM109 232V231H108ZM120 232H122V231H120ZM104 233V232H103ZM107 233V232H106ZM106 233H105V235H106ZM119 233V232H118ZM125 233H121V234H125ZM116 234V233H115ZM120 234V233H119ZM108 235V234H107ZM103 236V235H102ZM112 236H113V234H112ZM122 236V235H121ZM107 237V236H106ZM101 238V237H100ZM109 238V237H108ZM111 238V239H112ZM99 239V238H98ZM100 240V239H99ZM106 241V240H105ZM108 241V240H107ZM107 241H106V243H107ZM108 243H110V241L108 242ZM107 243V244H108ZM109 245V244H108ZM107 245V246H108ZM104 246V245H103ZM111 246V245H110ZM114 248V247H113ZM103 249H105V246H104V248ZM109 251V249H107L106 248V253H108V251ZM114 252V251H113ZM110 253H112V252H110ZM115 253V252H114ZM106 255H108V254H105L104 255V257H106ZM110 255H113V254H109V256ZM116 256V257H117ZM114 257V256H113ZM111 258V257H110ZM109 258V259H110ZM115 258V257H114ZM122 258V257H121ZM120 258V259H121ZM112 259V258H111ZM117 259V258H116ZM119 259V260H120ZM124 259V258H123ZM126 261H127V259H125ZM124 260V261H125ZM113 261V260H112ZM125 261V262H126ZM129 261H130V259H129ZM128 261V262H129ZM134 261H132V262H134ZM106 262V261H105ZM110 262V261H109ZM113 262H115V261H113ZM113 262H110L111 264H113ZM128 262H126V263H124V264H128ZM131 262V261H130ZM116 263L118 264V262L116 261ZM115 263V264H116ZM106 264V263H105ZM130 264V263H129ZM133 264V263H132ZM136 264H138V263H136Z\"/></svg>",
  "mask_w": 264,
  "mask_h": 264
}]
</instances>
